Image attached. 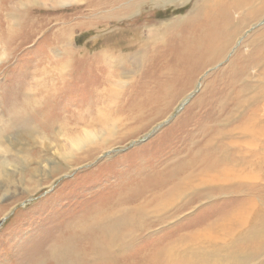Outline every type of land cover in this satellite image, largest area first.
Instances as JSON below:
<instances>
[{
  "label": "rangeland",
  "instance_id": "374dc122",
  "mask_svg": "<svg viewBox=\"0 0 264 264\" xmlns=\"http://www.w3.org/2000/svg\"><path fill=\"white\" fill-rule=\"evenodd\" d=\"M204 2L0 0V264H189L233 218L241 188L172 194L219 119H247L264 11L224 43Z\"/></svg>",
  "mask_w": 264,
  "mask_h": 264
},
{
  "label": "bare ground",
  "instance_id": "6f19581e",
  "mask_svg": "<svg viewBox=\"0 0 264 264\" xmlns=\"http://www.w3.org/2000/svg\"><path fill=\"white\" fill-rule=\"evenodd\" d=\"M214 3L221 4L219 38L221 41L224 40V43L234 38L242 26L241 22L255 21L264 11V0H206L202 4L205 11L214 14ZM236 9H240L243 13L239 20L232 15ZM259 51V54L262 55L261 58L258 59V56L251 58V63L241 73L245 81H250L244 91L251 93V96L243 98L244 103H250L247 119L231 122L226 118H218L223 124L221 126L214 125L213 135H209L211 137L204 144L206 152L196 156L200 160L199 165L204 167V170L197 174L198 177L191 178V181L185 177L184 186L186 185V187L182 186L183 188H179L178 191L174 189L172 194V196H182L190 193V197H195L198 194L196 189L205 184L206 188L199 189L200 193L204 192L206 198L213 194L225 195L229 193L233 196L234 189L241 188L243 190V192L237 193L243 204L235 210L233 218L223 221L212 230L193 234L194 237L192 236L191 241L189 240V244H191L186 249L181 248L183 261L189 264H259L261 262L264 264V259L262 260L264 254V206L261 205L263 199L258 192V188L264 186V118H260L261 113L262 116L264 115V107L259 109L256 104L257 100L264 96V76L258 78L259 73H257L259 69H262L261 74L264 75V43ZM249 69L256 71L250 73ZM246 74L256 75V77L249 80ZM256 88H260V90L257 92ZM241 98V95L238 94L237 104L234 103L231 108L235 109L237 113L241 112V108L244 106L238 104ZM224 108L223 104L221 110L223 111ZM17 125L28 128L30 126L26 119L22 118L17 120ZM205 136L207 137V135ZM197 164L195 162L190 165L189 163L183 164L182 168L191 170ZM257 179L259 180L256 181ZM258 182H260L259 185ZM180 183L183 184V182ZM254 187L257 188V193L253 191ZM166 251V259H171V249H166Z\"/></svg>",
  "mask_w": 264,
  "mask_h": 264
},
{
  "label": "trees",
  "instance_id": "16d2710c",
  "mask_svg": "<svg viewBox=\"0 0 264 264\" xmlns=\"http://www.w3.org/2000/svg\"><path fill=\"white\" fill-rule=\"evenodd\" d=\"M181 11H177V13H180Z\"/></svg>",
  "mask_w": 264,
  "mask_h": 264
}]
</instances>
